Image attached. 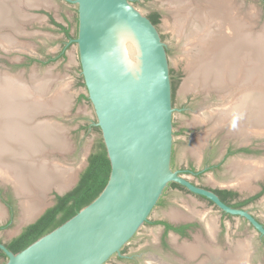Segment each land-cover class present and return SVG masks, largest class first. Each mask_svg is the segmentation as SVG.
Segmentation results:
<instances>
[{
	"label": "rangeland",
	"instance_id": "rangeland-1",
	"mask_svg": "<svg viewBox=\"0 0 264 264\" xmlns=\"http://www.w3.org/2000/svg\"><path fill=\"white\" fill-rule=\"evenodd\" d=\"M25 1L7 0L8 9L0 11V16H4L7 11L6 21L0 23V87L5 89V82L9 81L18 92L23 91L21 96H15L13 100L19 102H16L18 107H29L35 114L30 125H24L26 128L35 130L36 125L32 124L42 122V126L52 127L62 137L63 145L58 148H45L41 158H48L51 163L73 168L74 177L72 185L67 188L58 190L53 187L46 191L47 201L44 208L31 220H24L21 199L15 197L12 186L0 181V191L4 192L6 200L9 196V200L14 204V213L11 216L0 198L1 242H7L16 236L28 223L51 207L56 196L63 195L75 187L73 184L78 182L89 155L102 139L101 133L92 127L97 119L91 102L79 98L82 94L86 95L87 91L81 84L77 45L72 44L51 21L54 19L65 27H70V34L75 36L78 28L76 6L64 0H41V6L27 7ZM235 1L241 14L246 11L255 13L250 35L252 43H257L263 35L261 30L264 28V0ZM170 4H174L173 13L170 12ZM17 6L19 10L16 9ZM134 6L144 15L153 7H158L164 12L159 32L167 46L171 81L175 89L173 169L181 170L193 165L200 175L184 176L201 187L229 189L245 198L259 195L245 209L264 224V176L251 180L245 188L234 186L232 183L237 176L236 161H264V132H254L246 137L240 130L241 125L231 130L228 123H221L217 116L219 109L232 102L242 88L232 86L229 92L231 94L202 87L183 91L182 85L190 75L194 57L200 53L199 45L191 38L192 29L185 33L189 34L187 37H180L176 27V6L171 0H142ZM11 13L13 18L9 16ZM248 53L251 54L249 62L245 60L246 55L248 59ZM31 59L36 60L30 63ZM242 61L248 63L247 69L252 71L260 66V63L252 58V51H246ZM60 97L62 107L54 108L50 103H56ZM17 118L20 122L25 120L19 116ZM230 148L234 153L227 154ZM248 148V152L244 151ZM34 159L39 161V158ZM164 194L166 203L155 207L149 221L122 249L123 251L126 248L125 252H122L123 257L114 256L106 264H213L218 259L236 256L239 253L236 247H239L240 243H247L250 247L249 264H264V241L244 219L224 217L222 212L208 201L189 192L180 190L175 194ZM175 211L186 218L173 219L171 213ZM157 220L175 223L196 220L199 224L188 238L177 239L170 234L166 238L165 246L162 243L163 228L152 224ZM208 223L215 226V235L208 229ZM190 246L201 248L194 258L185 250ZM6 260L0 256V264H4ZM224 264L230 263L225 261Z\"/></svg>",
	"mask_w": 264,
	"mask_h": 264
},
{
	"label": "water",
	"instance_id": "water-1",
	"mask_svg": "<svg viewBox=\"0 0 264 264\" xmlns=\"http://www.w3.org/2000/svg\"><path fill=\"white\" fill-rule=\"evenodd\" d=\"M64 1L77 8V37L70 42L78 48L97 119L92 127L100 128L111 172L96 199L25 249L14 253L0 242L4 264H106L123 257L170 183L246 220L264 238V224L249 210L226 204L173 169L171 71L157 26L131 0Z\"/></svg>",
	"mask_w": 264,
	"mask_h": 264
},
{
	"label": "bare ground",
	"instance_id": "bare-ground-1",
	"mask_svg": "<svg viewBox=\"0 0 264 264\" xmlns=\"http://www.w3.org/2000/svg\"><path fill=\"white\" fill-rule=\"evenodd\" d=\"M171 1L176 6V27L180 37L189 35L185 33L192 29L191 38L199 45L200 52L194 57L190 75L184 80L182 90L191 91L202 87L229 93L234 85L242 88L232 102L219 109L218 120L221 123L227 122L231 130L241 125L240 130L246 137L254 132H264V28L261 30L262 37L253 44L250 33L255 13L246 11L241 14L235 0ZM26 2L37 5L42 1ZM7 9V0H0V11ZM16 9L19 10V6ZM9 16L13 18L12 13ZM6 18L7 11L4 16L1 14L0 23L6 21ZM246 51H252V58L260 63L253 71L247 69L248 63L242 61ZM250 59L251 54L248 53V59L246 55L245 60L249 62ZM5 83V89L0 87V180L15 187L21 199L24 220H31L44 208L46 191L53 187L63 190L72 185L74 169L41 158L45 148H58L63 145V139L52 127L42 126V122L32 124L36 125L35 130L26 128L24 125H30L35 114L29 107L20 108L16 105L19 102H14L15 96H21L23 91L18 92L12 82ZM61 97L56 103L50 104L54 108L62 107ZM18 116L25 120L20 122ZM34 158H39V161ZM235 166L237 176L232 182L234 186L245 188L251 180L264 176V161H236ZM171 217L175 220L186 218L176 211L171 213ZM207 226L211 234L215 235V226L210 223ZM246 244L240 243L236 247L239 252L236 256L225 259L218 256L222 260L218 259L213 264H224L225 261L230 264H249L250 247ZM200 249L199 246L185 248L193 258Z\"/></svg>",
	"mask_w": 264,
	"mask_h": 264
},
{
	"label": "trees",
	"instance_id": "trees-1",
	"mask_svg": "<svg viewBox=\"0 0 264 264\" xmlns=\"http://www.w3.org/2000/svg\"><path fill=\"white\" fill-rule=\"evenodd\" d=\"M65 36L72 40L77 37L70 34V27H65L60 23H57L54 19L51 20ZM36 59H31L34 62ZM29 63V64H30ZM81 84L85 87L83 77H81ZM173 97H174V87L172 86ZM80 99H85L89 101L87 95H81ZM95 131L101 133L99 127H94ZM111 172V165L109 158L107 156V151L103 140H99L94 147V152L88 158V166L81 173L77 185L69 192L62 196H56V203L54 206L48 208L44 214L33 224L25 228L24 232L18 237L19 246L12 248L14 253H17L30 244L35 242L37 239L43 235L56 229L64 222L76 215L83 207L89 205L94 199H96L102 190L107 185ZM174 186L181 187V185L174 183ZM183 188V187H182ZM216 193L220 194L225 203H229L226 199L230 195H237V192L227 191V190H216ZM259 195L252 198L256 199ZM9 202V201H8ZM229 205V204H228ZM235 208H241L237 205H232ZM239 205V204H238ZM24 243V244H22ZM22 244V245H21ZM0 254L4 257L5 254L0 251Z\"/></svg>",
	"mask_w": 264,
	"mask_h": 264
},
{
	"label": "flooded vegetation",
	"instance_id": "flooded-vegetation-1",
	"mask_svg": "<svg viewBox=\"0 0 264 264\" xmlns=\"http://www.w3.org/2000/svg\"><path fill=\"white\" fill-rule=\"evenodd\" d=\"M142 0H132V3L135 4V3H139L141 2ZM171 5V4H170ZM174 6V4H173ZM173 6L171 5V8H170V12H174L173 11ZM163 10L158 8V7H153L150 12L148 14H146V16L157 26L158 30L160 28V24L163 22ZM161 34V32H160ZM162 36V35H161ZM162 39H163V36H162ZM94 149V148H93ZM250 149H244V151L248 152ZM236 151V150H235ZM94 152V151H93ZM92 152V153H93ZM227 154H231V153H234L233 152V149L230 148L228 151ZM91 153V154H92ZM90 154V155H91ZM89 155V156H90ZM89 158V157H88ZM88 166V161H87V165L86 167ZM85 167V168H86ZM84 168V169H85ZM84 171V170H83ZM82 171V172H83ZM180 171V174L182 176H184V174H191V175H194V176H199L200 174L198 173V171L196 170V168L193 166V165H189L188 167H185L184 169H181L179 170ZM201 173V172H200ZM81 175V174H80ZM185 178H187L186 176H184ZM80 178V176H79ZM188 180H190L189 178H187ZM79 181V179H78ZM191 181V180H190ZM193 184L197 185L196 183H194L193 181H191ZM78 183V182H77ZM77 185V184H76ZM75 185V186H76ZM199 186V185H197ZM183 186L181 187H176L174 186V183H170L169 187L166 189L165 192H169L170 194H175L176 192H179L180 190L181 191H185V192H189L186 188H182ZM201 187V186H200ZM203 188H206V189H210V190H213L215 193H216V190H227V191H233V190H229V189H223V188H218V189H215V188H207L205 186H202ZM73 189V188H72ZM71 189V190H72ZM70 190V191H71ZM263 191V189L261 190V192ZM233 192H236V191H233ZM3 191H0V198L2 199L3 203L5 204V207L9 210V213L10 215L12 216L13 213H14V204L12 202V200H9V196L8 199L6 200L4 195H3ZM190 193V192H189ZM66 194V193H65ZM220 198L221 200L223 199V197L216 193ZM165 195V194H164ZM58 196H62V195H58ZM197 196V195H195ZM257 195L255 196H252V197H248V198H245V197H241L239 195V193L237 195H230V197H228L226 200L229 202V203H226V204H232V205H237V206H240L241 208H246L250 203H252L255 199L252 200V198L256 197ZM199 198H202L206 201H208L214 208H217L211 201H209L208 199L202 197V196H197ZM56 199L55 198V202L54 204L56 203ZM165 196H163L161 198V200L159 201L158 205H164L166 202H165ZM9 201V202H8ZM54 204L52 206H54ZM239 204V205H238ZM51 206V207H52ZM231 206V205H230ZM50 208V207H49ZM48 209V208H47ZM46 209V210H47ZM218 209V208H217ZM45 210V211H46ZM219 210V209H218ZM44 214V213H43ZM222 215L224 217H230V218H233V216L231 215H228V214H225V213H222ZM42 216V215H41ZM40 216V217H41ZM39 217V218H40ZM38 218V219H39ZM37 219V220H38ZM36 220V221H37ZM36 221L34 222H30L28 223L16 236L12 237L9 241L7 242H1L3 243L10 251H12L13 249L12 248H16L19 246L20 243H18V237L24 232L25 228H27L29 225L35 223ZM246 222V220H244ZM10 222H11V219H10ZM9 222V223H10ZM198 221L196 220H184L183 222H180V223H175L173 221H169V220H157L155 222H152V224H157V225H160L162 228H163V237H162V243L166 246V238L168 236H170V234H172V236H176L177 239H183V238H188L192 235V233L196 230V227L198 226L199 223H197ZM8 223V224H9ZM263 224V223H262ZM263 241H264V238H262ZM24 244V243H22ZM21 244V245H22ZM126 249V248H125ZM125 249L122 251L123 253L125 252ZM2 251V250H0ZM3 252V251H2ZM13 252V251H12ZM1 257H4L0 254ZM5 259H7V257H4Z\"/></svg>",
	"mask_w": 264,
	"mask_h": 264
},
{
	"label": "crops",
	"instance_id": "crops-1",
	"mask_svg": "<svg viewBox=\"0 0 264 264\" xmlns=\"http://www.w3.org/2000/svg\"><path fill=\"white\" fill-rule=\"evenodd\" d=\"M26 2V1H25ZM28 5H30L29 3H26ZM42 4L40 3L39 5L37 4V6H41ZM33 6V5H32ZM58 23V22H57ZM64 26V24H62Z\"/></svg>",
	"mask_w": 264,
	"mask_h": 264
}]
</instances>
